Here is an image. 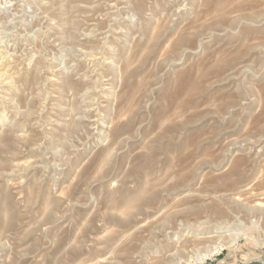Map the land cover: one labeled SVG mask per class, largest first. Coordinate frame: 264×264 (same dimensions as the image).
I'll return each instance as SVG.
<instances>
[{
	"label": "rangeland",
	"instance_id": "1",
	"mask_svg": "<svg viewBox=\"0 0 264 264\" xmlns=\"http://www.w3.org/2000/svg\"><path fill=\"white\" fill-rule=\"evenodd\" d=\"M0 264H264V0H0Z\"/></svg>",
	"mask_w": 264,
	"mask_h": 264
},
{
	"label": "bare ground",
	"instance_id": "2",
	"mask_svg": "<svg viewBox=\"0 0 264 264\" xmlns=\"http://www.w3.org/2000/svg\"><path fill=\"white\" fill-rule=\"evenodd\" d=\"M213 236H209V237H206V238H199L197 240H206V239H209V238H212Z\"/></svg>",
	"mask_w": 264,
	"mask_h": 264
}]
</instances>
